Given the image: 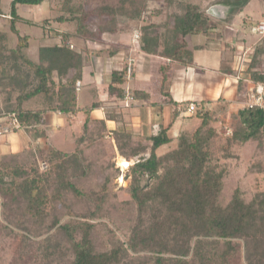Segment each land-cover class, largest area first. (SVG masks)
I'll use <instances>...</instances> for the list:
<instances>
[{"label": "trees", "instance_id": "1", "mask_svg": "<svg viewBox=\"0 0 264 264\" xmlns=\"http://www.w3.org/2000/svg\"><path fill=\"white\" fill-rule=\"evenodd\" d=\"M50 1L52 0H9L7 5L3 0L0 1V16L7 12L8 17V29H0V93L6 90L7 94H10L12 90H18L14 105L6 104V110L0 112H14L20 125H30L39 120L46 109H58L66 114L78 111L75 86L81 78L82 67L87 60L85 53H88L89 49L74 48L71 44L73 38L79 37L89 41L96 35H101L102 39L103 36L114 35L119 41L118 37L126 33L115 31L113 24L99 29L97 33L89 30L86 26L89 11L84 7L83 0H60L57 8L59 14L47 17L41 23H35L19 13L20 5L37 6ZM249 1H232L233 5H238L235 11ZM129 8L123 12L129 19H138L144 12V7L136 0L130 3ZM53 9L55 11L56 7ZM107 11L109 7L104 8V12ZM209 18L202 12L199 4L187 2L183 14L174 18L176 39L170 47H164L162 54L181 64L191 63L196 47L188 44L187 37L208 31L211 28L208 24ZM18 22L39 24L44 32L42 39L48 37L57 41L50 45H41L38 49V59L36 61L30 59L26 55L30 36L20 33ZM54 22L59 24L73 22L76 27L73 32L59 30L52 27L51 23ZM141 28L144 29L142 26ZM138 44L139 49L153 52L156 51L157 39L154 36L148 37L144 29L141 31ZM111 47V53L116 51V46ZM262 47L264 49V44ZM257 48H261L260 45L255 48L245 72L254 86L257 84L264 86V69L260 70L256 66ZM126 67L127 60L121 70H113L108 74L107 90L119 98L124 94ZM35 96H42L46 103L45 108L24 109L22 103ZM190 102L186 101L183 104L186 108L194 105L195 116L200 122L194 125L189 135L180 132L172 138L168 135L170 127L168 125L146 138L145 148H141L140 154L147 153V157L139 156L136 161L129 162L127 158L137 156L138 153H133L129 157L121 154L127 162V172L122 177L123 180H128V193L136 216L127 239L122 241L114 238L109 250L94 249L92 241L94 224L89 221L97 218L103 209L109 195V178L106 176L97 190L86 193L73 182V179L86 175L88 163L83 161L77 163L75 149L62 151L48 147L52 149L55 157L61 156L60 161L53 163L54 179L61 189L71 191L79 198H87L92 205L87 213L78 215L80 218H70L58 225L69 243L71 258L67 264L149 262L135 263L139 260L136 257L135 260H124L130 251L151 253L152 264H232L239 255H242L244 264H264V192L256 193L250 200L245 201L238 189H235L226 204H219L223 174L208 163L209 157L203 148L206 139L213 133L206 125L210 113L206 108L196 109V105ZM95 105L93 102L84 107L85 113L87 114ZM179 110L172 115L171 120ZM237 114L241 125L240 129H233L231 132L234 141L246 142L264 132L263 109L245 106ZM204 128L206 132L203 133ZM117 132H125L123 125L117 127L113 134ZM176 138L177 145L174 149L163 155L158 154V148ZM9 162L4 157L0 158V186L5 184L4 178L7 174H11L15 180L20 179L21 181L14 184L19 185L20 195L28 201V211L33 215H44V208H40L39 204V200L44 199L41 195L46 180L44 173L39 172L36 166H31L29 171L11 168L8 166ZM73 165L78 168L74 175L73 171L76 169ZM119 165L122 166L120 163ZM6 169L7 172L4 171ZM141 175L148 177V182L144 185L139 183ZM58 222V220L52 222L50 228ZM41 249H45L43 251L47 255L53 252L49 251L47 242L42 244ZM55 250L62 251V246L59 248L57 245Z\"/></svg>", "mask_w": 264, "mask_h": 264}, {"label": "rangeland", "instance_id": "2", "mask_svg": "<svg viewBox=\"0 0 264 264\" xmlns=\"http://www.w3.org/2000/svg\"><path fill=\"white\" fill-rule=\"evenodd\" d=\"M3 1L6 5L9 2V0ZM132 1L83 0L84 7L89 11L86 19L87 28L97 33L99 29L113 24L115 31L129 33L137 41L141 37V31L145 29L148 37H156V51L162 53L164 47H170L176 39L174 18L176 15L183 14L184 5L187 2L199 4L202 12L207 15L209 7L224 0H136L144 7V12L138 19H129L124 16L123 12L130 9ZM59 5L60 0H52L50 3L44 2L37 6L20 5L19 13L35 23H41L43 19L59 14L57 9ZM53 7H56L57 11H54ZM105 7H109V11L104 12ZM232 11H235V8ZM6 13L4 12V15L0 16V29H8ZM243 17L246 26L242 25L246 28L248 35L245 33L243 36L240 35L242 41L238 42L236 48L239 54L244 46L246 48L251 46L247 52V56L251 58L255 53V48L259 45H257L258 40L263 38L259 43L264 42V33L260 35L255 30L258 22H264V0H250L247 7L235 14L233 22L221 21L212 16L209 18L208 24L210 27H214L217 23V34L222 35L230 32L231 26L233 28L238 24L240 26ZM51 25L59 30H68L69 32H73L76 27L73 22L63 24L54 22ZM17 27L21 34L30 36L26 55L35 61L38 59V48L41 44L56 42L52 38H41L44 32L39 24L18 22ZM96 37L89 41L84 38L81 40L106 43L108 47L110 45L108 49L111 51L113 45L109 44V41L102 39L101 35H96ZM260 47L256 51V66L263 70L264 49L261 45ZM238 57L235 56L236 60ZM3 91L0 93V110L5 109L6 104L13 106L18 94L16 89L12 90L10 94H7L6 90ZM38 99H30L26 102L27 106H32L34 102L42 103ZM225 105L220 101L206 108L210 113L206 125L213 133L206 139L203 146L209 157L208 163L223 174L222 189L218 197V202L221 205L230 200L235 189H238L240 196L245 201L250 200L256 193L264 192V132L246 142L234 141L231 132L233 129H240V117L237 114L238 111L231 110ZM185 119L196 121L197 118L193 116ZM193 128L194 125H188L181 131V134L189 135ZM204 132H206V128L203 129ZM177 139L173 143L161 146L157 150L158 154L163 155L174 149L177 145ZM145 144L146 140L132 138V134L127 130L123 133L117 132V134L109 135L100 128V130L94 131V134L89 136L85 143L79 144L75 148L77 163L79 161L88 163L86 175L73 179V182L80 189L86 193H92L99 188L106 176L109 178V195L103 209L97 218L89 220L94 224L92 241L96 251L109 250L114 238L124 241L129 235L136 211L130 202L127 188L128 180H123L122 177L127 172V162L121 157V154L129 157L137 152V156L127 158L130 162L136 161L139 156L147 157V153L141 152L140 154V150L145 148ZM60 157H55L52 149L41 148L35 152L27 150L12 155V157H4L6 161H10L8 166L11 168L17 167L29 171L31 166H36L39 172L44 173L46 180H44L43 193L41 194L44 199L39 200L40 208H44V215L37 216L28 211V201L20 195L19 185L14 184V182L21 180H15L11 174H7L4 178L5 184L0 186V264H67L70 261L69 243L65 240L58 225L70 218H80L78 215L87 213L92 205L87 198H79L71 191H63L59 183L55 181L53 163L60 161ZM73 167L75 168V165ZM4 171L7 172V169ZM73 172L74 175L78 172V168ZM147 182L148 177L141 175L140 185ZM55 220L59 221L58 224L50 228ZM44 242H47L48 247H50L49 251H53L50 255L43 251L45 249H41ZM57 245L59 248L62 246V251L55 250ZM150 256L151 253L146 251L138 253L130 251L129 256L125 257L124 260H135L136 257L139 260L135 263L149 261L145 264H152ZM232 264H244L242 255L237 256Z\"/></svg>", "mask_w": 264, "mask_h": 264}, {"label": "crops", "instance_id": "3", "mask_svg": "<svg viewBox=\"0 0 264 264\" xmlns=\"http://www.w3.org/2000/svg\"><path fill=\"white\" fill-rule=\"evenodd\" d=\"M248 4L236 11H232L235 5L231 11L225 12L222 8L208 14L221 21L233 22L235 14ZM223 15L225 20L220 18ZM245 23L243 17L240 26H231V31L222 35L217 34L216 23L205 33L188 36V44L196 47L189 64L170 60L159 51L139 49L138 42H133L132 35L126 33L118 37L119 41L114 35L103 36L109 44L117 47L113 53L106 43L84 42L79 37L73 38L71 44L74 47L89 49L85 53L87 60L78 80L79 89L76 90L75 86L78 111L66 114L58 109H46L40 119L30 125H19L8 133H1L0 158L27 150H46L48 147L73 151L77 145L85 143L94 131L102 128L105 134L112 135L120 125L132 134V138L141 140H146L160 128L170 125L168 135L174 138L188 125H198L200 122L197 116L196 121L185 119L196 113L184 106L186 101L195 104L196 109L207 108L222 101L231 110L239 111L245 107L248 92L254 86L245 72L250 62L247 52L251 46H244L239 54L236 48L243 34H247L242 25L246 26ZM260 23L264 24L262 21ZM261 40L263 38L258 40L257 45L263 46V41L259 43ZM235 56H239L238 60ZM128 57L133 59V75L126 78L123 97L119 98L107 90L108 74L113 70H121ZM126 92L130 94L128 104L125 101ZM32 98H40L38 100L42 103L34 102L32 106H27L26 102ZM32 98L22 103L24 109L45 108L42 96ZM93 102L96 105L86 114L83 108ZM177 110L179 113L171 120ZM5 113L0 112V131L6 120Z\"/></svg>", "mask_w": 264, "mask_h": 264}, {"label": "built area", "instance_id": "4", "mask_svg": "<svg viewBox=\"0 0 264 264\" xmlns=\"http://www.w3.org/2000/svg\"><path fill=\"white\" fill-rule=\"evenodd\" d=\"M256 30L259 33H264V24L263 23L258 24ZM132 41L138 42L134 38H132ZM132 68H133V59L131 57H128L127 67H126V78L131 77ZM78 89H79V81L76 83V90ZM128 99H130V94L126 92V96H125L126 104H128ZM245 106L249 108L259 107L264 110V86L262 84H257L253 86L252 89H250L248 100ZM194 108H195L194 105L191 104L188 110L192 112L194 111ZM4 116L6 117V120L4 121V124L1 125L0 134L8 133L14 128L19 127L20 122L14 112L12 111L7 112L4 114Z\"/></svg>", "mask_w": 264, "mask_h": 264}, {"label": "water", "instance_id": "5", "mask_svg": "<svg viewBox=\"0 0 264 264\" xmlns=\"http://www.w3.org/2000/svg\"><path fill=\"white\" fill-rule=\"evenodd\" d=\"M234 7H235V5H233L232 0L229 1V2L222 1V2H220L218 4H215V5H212L211 7H209V9H207V13H213V11H217V9H222V8L224 9L225 12L226 11H231ZM220 18L224 19L225 15H223L222 17L220 16Z\"/></svg>", "mask_w": 264, "mask_h": 264}]
</instances>
